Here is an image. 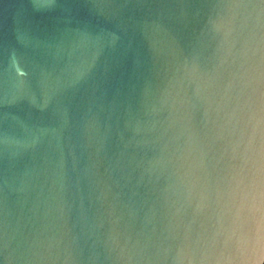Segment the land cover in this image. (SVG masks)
Wrapping results in <instances>:
<instances>
[{
    "label": "water",
    "instance_id": "water-1",
    "mask_svg": "<svg viewBox=\"0 0 264 264\" xmlns=\"http://www.w3.org/2000/svg\"><path fill=\"white\" fill-rule=\"evenodd\" d=\"M0 264H264V0H0Z\"/></svg>",
    "mask_w": 264,
    "mask_h": 264
}]
</instances>
